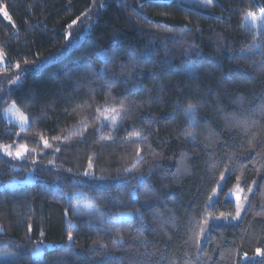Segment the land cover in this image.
Listing matches in <instances>:
<instances>
[{
  "label": "trees",
  "instance_id": "1",
  "mask_svg": "<svg viewBox=\"0 0 264 264\" xmlns=\"http://www.w3.org/2000/svg\"><path fill=\"white\" fill-rule=\"evenodd\" d=\"M1 7L0 147L27 151H0V253L17 254L0 264H264V0ZM10 103L24 130L3 118ZM31 170L35 182L1 188ZM222 176L254 193L200 245L209 218L236 210L207 206Z\"/></svg>",
  "mask_w": 264,
  "mask_h": 264
},
{
  "label": "rangeland",
  "instance_id": "2",
  "mask_svg": "<svg viewBox=\"0 0 264 264\" xmlns=\"http://www.w3.org/2000/svg\"><path fill=\"white\" fill-rule=\"evenodd\" d=\"M185 3L190 4H196L200 7H207L209 5V0H179ZM0 15L3 17V19L9 23L12 22L11 17L9 16L8 12L1 7L0 8ZM263 21V13L259 14H248L245 18V24L249 25L252 29H257L260 26H262ZM68 39L72 37V32L70 29L67 30ZM81 38V36H80ZM102 57V53L99 54ZM55 58L54 54H50L44 59L40 60V64H45ZM6 65V60L2 53L0 52V69L4 68ZM23 79V73L18 74L14 80L11 82V87L16 86L19 84ZM2 116L3 118L11 123L19 127L21 130H24L28 126V118L27 116L14 104L10 103L8 104L3 110H2ZM0 151L2 154L14 158L16 160H22L24 157V154L26 153L27 149L24 145H6L1 146ZM21 153V155L18 157L17 153ZM225 179L226 176H222L220 181L218 182L215 190L211 194V196L208 199L207 206H211L215 203H217L220 199H223L224 201H231L235 205V213L234 214H225L218 217L209 218L208 221L204 224L201 233H200V239L199 244L202 245L208 238L209 231L212 226L216 227H228V226H235L237 225L243 216V213L246 209V207L249 204V201L254 193V185H251L248 188H243L240 184V182L235 183L227 190L225 189ZM37 179L35 176H33V170H31L27 175L21 177V178H13L7 182H4L1 185V188H16L19 186H23L26 184H31L35 182ZM239 211V216H237V212ZM133 213L132 212H126L119 216L118 219H129L132 218ZM45 248H51L50 244H44L41 246H37L35 250L32 252V255L34 257H39L43 254V251ZM17 257V254L15 252H6V253H0V263L8 262L13 260Z\"/></svg>",
  "mask_w": 264,
  "mask_h": 264
},
{
  "label": "snow or ice",
  "instance_id": "3",
  "mask_svg": "<svg viewBox=\"0 0 264 264\" xmlns=\"http://www.w3.org/2000/svg\"><path fill=\"white\" fill-rule=\"evenodd\" d=\"M192 114H193V106L189 105L188 109H186V115H188L189 119L194 123L195 118ZM57 150H59V149H57ZM20 155H21V153L18 152L17 156L19 157ZM86 175H87V173H86ZM237 216H239V211L237 212ZM71 239H72V236H71V234H69V240H71ZM257 251L259 252V250H257Z\"/></svg>",
  "mask_w": 264,
  "mask_h": 264
}]
</instances>
